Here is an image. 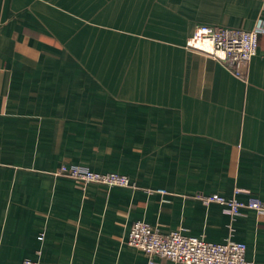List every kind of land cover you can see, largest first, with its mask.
I'll return each instance as SVG.
<instances>
[{"label": "crops", "instance_id": "crops-1", "mask_svg": "<svg viewBox=\"0 0 264 264\" xmlns=\"http://www.w3.org/2000/svg\"><path fill=\"white\" fill-rule=\"evenodd\" d=\"M259 21L264 0H0V264H180L129 246L137 221L264 264V214L201 198L264 202V33L246 80L189 47Z\"/></svg>", "mask_w": 264, "mask_h": 264}, {"label": "built area", "instance_id": "built-area-1", "mask_svg": "<svg viewBox=\"0 0 264 264\" xmlns=\"http://www.w3.org/2000/svg\"><path fill=\"white\" fill-rule=\"evenodd\" d=\"M264 33V21H259L250 31L241 29H215L200 26L189 41V47L224 61L234 75L247 79L250 62L258 50L259 35ZM58 175L76 180L82 185L98 184L108 188L130 187L131 180L117 173H98L77 165L62 164ZM207 204L226 206L233 216L251 209L264 214V202L251 197L247 202L227 199L219 194L201 196ZM128 245L145 252L151 258L170 260L180 264H255L246 257L244 243L228 240L222 244L183 234L180 230L162 234L149 223L137 221L130 228ZM153 263V261H152ZM23 264H39L26 259Z\"/></svg>", "mask_w": 264, "mask_h": 264}, {"label": "trees", "instance_id": "trees-1", "mask_svg": "<svg viewBox=\"0 0 264 264\" xmlns=\"http://www.w3.org/2000/svg\"><path fill=\"white\" fill-rule=\"evenodd\" d=\"M93 171V170H92ZM95 172V171H94ZM98 172V171H97ZM98 173H100V172H98ZM113 173V172H112Z\"/></svg>", "mask_w": 264, "mask_h": 264}]
</instances>
